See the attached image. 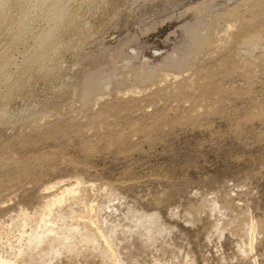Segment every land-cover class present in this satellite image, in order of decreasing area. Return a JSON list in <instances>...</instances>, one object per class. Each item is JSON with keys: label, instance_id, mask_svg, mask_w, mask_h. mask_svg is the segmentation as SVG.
Here are the masks:
<instances>
[{"label": "rangeland", "instance_id": "1", "mask_svg": "<svg viewBox=\"0 0 264 264\" xmlns=\"http://www.w3.org/2000/svg\"><path fill=\"white\" fill-rule=\"evenodd\" d=\"M73 1L0 14V264H264V0Z\"/></svg>", "mask_w": 264, "mask_h": 264}, {"label": "bare ground", "instance_id": "2", "mask_svg": "<svg viewBox=\"0 0 264 264\" xmlns=\"http://www.w3.org/2000/svg\"><path fill=\"white\" fill-rule=\"evenodd\" d=\"M6 1L7 0H0V14H2V11H5V10H3V8H4V6H6L5 5ZM30 1H31V3H30L31 6L29 7L30 9H28L29 11L27 12V14L25 16V19L23 21H21L19 24H16V33L14 34V41H19L28 32V29L30 30V28H28V21H29V18L31 16L38 15L39 17H42L45 20L46 24H48L47 28H45L43 30L41 29L40 32L36 33L35 39H34V49H33V52L31 54L30 58H28V60L30 59V64H33L32 66L34 67V66H37L39 64V62L41 63L42 58L48 57V56H46L47 55L46 52L49 51L51 45H53L52 42L56 39L57 35L59 34L58 29H60V27L69 18V15L71 12L70 11L71 10L70 5H71V2L73 0H30ZM22 40H24V39H22ZM17 43H15V44H17ZM3 66L1 68V74H4V75L0 76V84L6 86L10 83V82L8 83V81H9L11 76H10V71H9L8 67H5V66L3 67ZM11 80L13 82L12 78H11ZM11 88H12V86H11ZM2 116H4V115H2ZM3 264H12V263H10L8 261H4Z\"/></svg>", "mask_w": 264, "mask_h": 264}]
</instances>
